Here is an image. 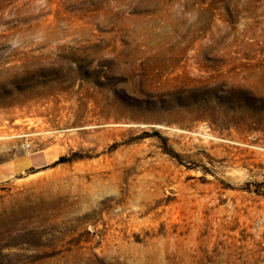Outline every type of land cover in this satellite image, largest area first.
<instances>
[{
    "label": "rangeland",
    "instance_id": "374dc122",
    "mask_svg": "<svg viewBox=\"0 0 264 264\" xmlns=\"http://www.w3.org/2000/svg\"><path fill=\"white\" fill-rule=\"evenodd\" d=\"M0 264H264V0H0Z\"/></svg>",
    "mask_w": 264,
    "mask_h": 264
}]
</instances>
